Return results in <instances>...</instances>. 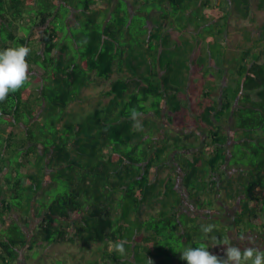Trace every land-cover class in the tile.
<instances>
[{"label": "trees", "instance_id": "1", "mask_svg": "<svg viewBox=\"0 0 264 264\" xmlns=\"http://www.w3.org/2000/svg\"><path fill=\"white\" fill-rule=\"evenodd\" d=\"M18 1L0 2V50L29 47V72L34 64L43 72L38 95L29 81L0 103V158L9 163L0 166V264H18L22 249L34 256L40 246L64 242L92 247L88 258L75 263L64 256L58 260L63 264H149V259L187 264L180 259L184 248L227 241L225 224L182 210L173 176L159 175L173 154L197 207L211 206L222 181L209 178H226L220 166L227 162V122L238 130L230 143V163L233 158L231 164L239 167L237 184L244 196L233 221L245 230L242 213H247L251 229L256 228L258 213L249 202L264 212V28L258 41L237 44V51L219 60V72L226 70L232 80L221 86L219 101L213 98L210 54L220 58L214 46L226 32L228 17L222 13L225 23L219 24L205 14L211 0H40L37 10H22ZM99 3L98 9L92 7ZM70 13L72 25L81 26L76 33L69 30ZM23 26L27 32L18 34ZM38 26H43L41 46L31 38ZM177 31L190 36L174 39ZM207 35L213 39L207 41ZM195 47L199 56L191 60ZM98 78L109 80L102 91L106 101L85 120H72L69 104L84 98L82 90ZM188 98L198 104L196 118L209 139L200 144L207 148L188 150L195 145L186 138L195 131L184 132L185 123L184 138L156 121L189 116ZM133 109L153 113V119L139 121L142 130L133 127ZM22 122L24 137L17 132ZM13 146L17 164L8 152ZM237 146L244 155L250 148V163L242 166L234 158ZM26 163L34 168L22 171ZM54 181L62 184L52 195ZM235 193L236 187L228 197ZM207 224L215 228L205 237L200 226ZM118 242H125L124 255L114 250Z\"/></svg>", "mask_w": 264, "mask_h": 264}, {"label": "rangeland", "instance_id": "2", "mask_svg": "<svg viewBox=\"0 0 264 264\" xmlns=\"http://www.w3.org/2000/svg\"><path fill=\"white\" fill-rule=\"evenodd\" d=\"M67 1L72 2L73 0H67ZM77 3H78V1L76 0L74 4H77ZM100 5H101V3L93 5L92 7L99 8ZM216 6L219 7L218 4H216ZM40 7H41V1L39 0V8ZM59 7H61V6H59ZM37 9H35V10H37ZM60 9L62 11L64 10L62 8H60ZM210 11H211V8L206 7L204 9L205 14L207 13L210 18H214L215 15H211ZM212 13H216V12L213 11ZM223 13H225L224 9H223ZM73 17H74V14L70 13L69 18L67 20L69 21L68 22L69 25H71L69 27V30L72 31V33H76V32H78V30H80L81 26H78V28H75V26L72 25V23L74 22ZM140 17L143 19V16H140ZM192 20H194V22H197V18H193ZM81 22H83V21L81 20ZM217 22L219 24L225 23V19L224 18H218ZM148 23L150 25L151 21H149ZM218 23L215 25H219ZM81 24L82 23H80V25ZM42 27L43 26L34 27V33L31 36V38L35 42V45L41 46L40 40H41V36H42ZM64 28H65V31H67L65 23H64ZM236 28H238V29H236ZM249 29H252V27H249ZM242 30H243V28L241 26H236L234 29V32L231 33L233 35V37L231 39L230 38L227 39L228 35L226 32H225V34L220 35L219 37L217 36L216 43H215L214 47H215V50H218V53L220 54V58H219V55L215 54L214 51H212V53L210 54V58H212L211 62L213 65H215V67H212L211 72L209 73V76H210L211 80L215 81L214 82L215 87H214V84L211 83V85H213V87H214L212 92H213V98H215L216 100H219L221 97L220 96L221 86L232 82L230 74L228 72H226L225 68H224L225 72L223 75H221V73L219 72L218 67H217L219 60L224 62V57L226 58V57L230 56V54H228V53H231L232 51H237L238 49L235 48V46L237 44H239L240 46H244V45L248 46L252 43L251 41H248L245 43L241 41L242 38H241V35L238 34V32L239 31L242 32ZM236 31H238V32H236ZM23 32L24 33L27 32V27L23 26V31H22V29L20 31L18 30V34L19 33L22 34ZM182 34L184 36H188V37L190 36L189 31H186L185 33H181V34H180V32L177 31L175 33V35H173V37H174V39H176V38H179L180 35H182ZM2 35L5 39H8L6 30L2 31ZM206 39H207V41H210L213 38L210 35H207ZM68 40L71 42L72 38L69 36ZM198 50H199L198 47H195V49L189 53V57L191 60H194V58L196 59V57L199 56ZM213 56L216 59H214ZM197 62L198 61H196L195 63H197ZM197 64H199V63H197ZM228 66H230V65H227L226 69H229ZM32 67H33L32 71L30 72V75H29V81H30L29 87L32 89V91L34 92L35 95H38L39 88H40L41 83H42V79L40 76H41L43 70L35 64ZM199 78H201V77L197 76L194 80L197 81V80H199ZM108 86H109V80H106L103 78H98L96 81H93L92 83H90V85L87 88L82 90V94L84 95V98H82L81 100H78V101H73L69 104V110L73 111L69 115V117L72 120L76 119L79 121L80 120L83 121L87 118V116L90 112L98 111L97 105H99L101 100L106 101V97L104 96L102 91L104 89L108 88ZM230 86H232V84ZM183 102H185L184 99H183ZM186 109L188 111L189 116L185 117L183 120L178 119L180 122H178V120H177V122L174 121L173 123H167L165 121L166 120L165 118H163L162 121H160V120H156V121L158 124L159 123L164 124L167 127H169L170 129H178L181 133L183 132V128L181 127V125H182L181 123H185L186 126L184 128V132H190L191 130L195 131V134L190 133L189 138H186L189 141H193L194 145H195L194 148L191 147L188 150L189 151H192L193 149L199 150V147L201 146L200 143H204L205 141L209 140L206 136V130L207 129H205L206 128L205 124L198 121L196 118V114L199 112V109H198V104L196 101H194V99L188 98ZM152 116H153V113L143 114L142 117L139 118V121H141L145 117L153 119ZM17 126L19 128V129H17L19 136L24 137L25 135L23 133V130L25 129L26 124L22 122V123L18 124ZM224 128H225V131L227 132V135H228V142L226 144L227 162L220 166V171H221V173H225V174H222V176H225L226 178H224V179L220 178L221 175L220 176L216 175V176H212V178H209V179H215L216 181H222V182H219V184H218V187H217L218 192L216 193V195H214L213 204L211 206L204 208V209H200L197 207L196 203L194 202V199L192 197H190V195H189V189L184 184V180H183L184 173L181 170H179V168L176 166L177 164L175 162L173 154L168 155L167 160H166V165L163 167L162 171H160L159 175L163 176V175H166L168 172H170V174L173 176L176 188L180 192V195L182 198V204H181L182 210H185L186 212H188L191 215H197L200 217L213 216L216 218L214 220L215 224H220V225L225 224L229 229L228 230L229 237L227 239L228 244L233 245V246H238L242 249L245 247H256V248L260 249L261 251H264V212H259V209H258L259 205L258 204H255L252 201L249 202V205L252 208H255L257 213H258L257 218H253V220L256 223V228H254L253 230L251 229V223H248V221L246 220L248 218L247 213H242V215H243V217H245V219L242 220L243 224H241V226H244L246 228L245 230L242 231L241 227H238L233 221V218L236 216L237 211H239L240 207H241L240 198L244 197L243 194L241 192H239V188H238V184H237V182L239 181L237 177L239 175H237V168L236 167H238V165L235 166V164H231L236 160H234L232 158L231 163H230L231 150L232 149L234 150V148L231 147L230 143H232L235 140V136L238 134L237 133L238 130L231 127L228 122L224 124ZM182 137H184V133H182ZM201 147L207 148L204 145ZM211 147H209V148H211ZM8 150H9L8 152L10 153L9 156L11 157V161L13 163L14 162L16 163L15 160L17 158L18 148L16 147L14 149V146H13V148L8 149ZM235 151H236V154H235L234 158H236L237 161H239L242 166L244 165V163H246V164L250 163V160L253 157V153L251 152L250 148H249V153L247 155H244L242 148H239L238 146L235 147ZM192 156H194V154H188L189 158ZM244 159H245V161L243 162ZM32 161H34V160H32ZM5 163H7V166L9 165V163L7 162V159H4L1 157L0 158V166L2 164H5ZM27 165L30 167L31 163H29V164L26 163L25 166L21 168V170L22 171H30V169L32 170L34 168L32 166L29 168ZM10 166L15 167L16 165L12 164ZM169 167L173 168V169H170ZM16 168H18V165L16 166ZM54 183H56V182L54 181ZM54 183L50 184L53 188L51 190L52 195H54L55 192H57L59 190V187L61 186V185H59V183L62 184V182H59V181H57L56 184H54ZM1 187H2V183L0 182V188ZM234 187H236V193L233 194L234 196L228 197L234 191ZM202 197L205 199L207 198L206 195H202ZM154 210L155 209H153V208L147 207L146 211L147 212H151V211L153 212ZM14 217H17V214H15ZM237 217H238V215H237ZM32 222H33V220H32ZM2 226L3 225L0 223V228ZM219 227H221V226H219ZM28 230L29 229H27V231ZM240 237H251V243L249 242L248 239L241 240ZM195 244H196V246H199L202 243L195 242ZM203 244L205 246H207V244H205V243H203ZM191 245H194V243H192ZM91 247L92 246L88 247V246L82 245L80 243H68V242L55 243V244L47 245L45 247L44 246L38 247L37 248L38 254L34 255V256L33 255L27 256L26 254H28V251H26V249H22L20 256H19L18 264H44L45 262L47 264L48 263L54 264L53 260L56 258H57L56 260H57L58 264H63V263L58 262V260L61 261L62 257H64V256L67 257L70 262L76 263L78 260H84L85 258H88L91 255L90 254L91 253ZM176 248H180V247L177 246ZM209 251L215 255H222L224 257V247L221 246V244H217V246L211 245V247L209 248ZM40 257L42 259H39ZM69 264H74V263H69Z\"/></svg>", "mask_w": 264, "mask_h": 264}, {"label": "clouds", "instance_id": "3", "mask_svg": "<svg viewBox=\"0 0 264 264\" xmlns=\"http://www.w3.org/2000/svg\"><path fill=\"white\" fill-rule=\"evenodd\" d=\"M31 49L27 46L8 47L0 50V103H3L10 94L16 93L29 82V63L27 57ZM142 114L135 109L132 110L131 119L134 121L133 127L142 130L139 117ZM215 225H201L200 230L205 237L212 233ZM241 240L251 237H240ZM125 242H118L114 250L120 254H125ZM217 246V245H216ZM224 258H221L209 251L203 243L196 247H186L180 252V259L187 264H264V251L256 247L240 248L228 244L224 241ZM149 264L153 262L149 259Z\"/></svg>", "mask_w": 264, "mask_h": 264}, {"label": "crops", "instance_id": "4", "mask_svg": "<svg viewBox=\"0 0 264 264\" xmlns=\"http://www.w3.org/2000/svg\"><path fill=\"white\" fill-rule=\"evenodd\" d=\"M0 2L4 4L5 2H10V0H0ZM17 4L22 10L39 8V0H19ZM209 8H211L210 14L215 15L213 19H218L222 15L223 9L225 10L228 17L227 39L233 37L231 33L234 32L236 26L243 28L242 32H236L241 35V41L244 43L258 41L262 36L264 28V0H248L247 6L245 5V0H211ZM213 11L216 13H212ZM249 27H252V29H249Z\"/></svg>", "mask_w": 264, "mask_h": 264}]
</instances>
